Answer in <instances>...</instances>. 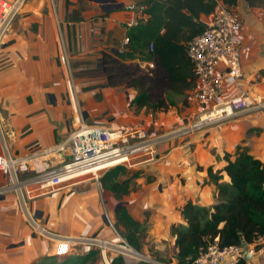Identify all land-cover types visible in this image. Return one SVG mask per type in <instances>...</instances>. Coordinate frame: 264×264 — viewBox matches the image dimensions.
Masks as SVG:
<instances>
[{
	"label": "crops",
	"instance_id": "obj_1",
	"mask_svg": "<svg viewBox=\"0 0 264 264\" xmlns=\"http://www.w3.org/2000/svg\"><path fill=\"white\" fill-rule=\"evenodd\" d=\"M121 3L123 9L104 11L87 0H27L0 47V119L13 155L39 156L50 166L59 165L67 157V149L60 154L55 150L67 145L77 110L76 118L88 125L143 127L148 133L169 125L161 118L163 113L154 116L156 113L131 107L133 89L104 87L102 83L84 90L71 76V65L94 60L100 67L101 52L119 50L132 14L128 7L134 4L132 0ZM232 8L241 21L240 42L249 48L241 61L242 84L264 95V0H237ZM208 18L201 17L205 22ZM132 62L146 72L145 62ZM191 93L184 92L190 107L183 114L193 119L196 111ZM157 146L159 158L134 164L143 176L140 173L130 179V191L120 202L146 228V240L155 242V255L165 256L167 247L172 251L174 244L170 227L182 223V205L187 200L202 206L215 203L209 169L220 177L219 183H228L222 171L224 153L233 158L238 147L245 148L264 164V115L242 113L190 135H175ZM45 149L51 153L40 155ZM91 179L69 181L38 196L34 186L26 185L27 210L49 237L34 234L15 192L2 193L0 264H93L90 253L96 250L86 246L72 245L64 257L53 254L58 238H113L102 211L112 213L116 223L114 209L119 202L111 192H100L98 197L101 184ZM3 186L4 179L0 188ZM258 244V252L248 256V264H264V242ZM170 264H176L173 257Z\"/></svg>",
	"mask_w": 264,
	"mask_h": 264
},
{
	"label": "built area",
	"instance_id": "obj_2",
	"mask_svg": "<svg viewBox=\"0 0 264 264\" xmlns=\"http://www.w3.org/2000/svg\"><path fill=\"white\" fill-rule=\"evenodd\" d=\"M26 2L27 0H0V47L13 20L23 12ZM128 10L132 14L126 23L127 29L145 23L150 17L145 5L133 4ZM205 23L206 28L186 44V56L195 77L190 102L195 107L196 119L190 127L182 130L183 135L246 112L264 115V95L253 93L242 84L241 61L249 48L240 42L239 15L232 7L217 2L214 12ZM128 41L127 36L122 39L119 52L126 48ZM143 62L147 67L146 73L154 68L153 63ZM75 124L68 136L67 145L58 146L55 150L60 154L67 149V157L61 160L59 165L50 166L40 160L39 156L13 155L7 143L5 124L0 119V174L4 179L0 195L10 191L17 194L28 224L34 234L40 237H49L51 234L29 214L25 200V196H28L26 185L34 186L35 195L38 196L84 176L97 179L100 171L117 166L127 168L141 162L139 159L146 156H149L146 160H152L157 144L161 142L160 137H151L143 127H101L85 124L78 117ZM49 153L51 150L45 149L40 155ZM112 231V239L94 236L58 238L53 254L55 257H64L70 253L72 245H80L98 251L105 264L109 253L119 256L123 264L147 262L142 260L143 256L113 228ZM256 252L258 251L253 246L218 248L212 245L200 253L191 264H238L244 259V254L252 256Z\"/></svg>",
	"mask_w": 264,
	"mask_h": 264
},
{
	"label": "trees",
	"instance_id": "obj_3",
	"mask_svg": "<svg viewBox=\"0 0 264 264\" xmlns=\"http://www.w3.org/2000/svg\"><path fill=\"white\" fill-rule=\"evenodd\" d=\"M132 1L135 6L147 7L149 19L126 28L129 40L126 48L115 54L101 52L98 64L105 79L104 87L125 85L133 89L136 94L130 106L153 115L175 107V97L182 96L185 102L184 92L195 87L186 44L206 28L201 17L212 14L217 2L233 7L237 0ZM123 8L122 5L120 9ZM133 59L151 62L154 69L137 75L124 63ZM222 159V171L228 183H219L220 177L212 175L209 169L215 185V203L202 206L187 200L180 208L182 223L170 227V235L174 238L172 257L176 264H191L212 245L218 248L244 245L258 250L261 246L258 242H264V164L241 147L236 149L233 158L224 153ZM119 174L128 172L125 167L117 166L100 179L101 186L111 192L117 202L130 191V179L139 175L133 173L116 181ZM115 219V224L122 229V237L138 250V235L144 230L143 225L134 221L122 206L116 210ZM110 264L123 262L117 256L111 257ZM238 264L248 263L241 259Z\"/></svg>",
	"mask_w": 264,
	"mask_h": 264
},
{
	"label": "rangeland",
	"instance_id": "obj_4",
	"mask_svg": "<svg viewBox=\"0 0 264 264\" xmlns=\"http://www.w3.org/2000/svg\"><path fill=\"white\" fill-rule=\"evenodd\" d=\"M114 1L116 3H121L122 0H114ZM110 5H112V4H110ZM124 63L129 66L130 70L133 73H135L137 75L146 74L145 69L143 67H141V65L137 64L136 62H132V60H130V61H125ZM72 66H73V70L71 69V76L73 77L74 82L81 86V89L90 90V89H93L95 87L101 86L102 83H105V79L102 76V73L100 71V67H98L96 61L84 60V61H81L80 63H76L74 65H71V67ZM123 86H125V85H123ZM174 100H176V106L175 107H172L165 112H160V113H163L161 118L164 120L165 123H167L169 125L166 126L165 128L160 127V128H158V130H156V131L152 130L151 132L148 133L150 136H153V137L168 134L166 136L160 137L159 141L164 142V140H166L168 138H172L175 135H181L182 130L185 127H190V125H192V123L196 119V118H193V119L188 118L183 114L185 109L190 107V104L188 103L187 98H186L185 102H184V97H182V96L175 97ZM158 114L159 113H156L155 115L154 114L153 115L156 116ZM76 115L79 117L78 110H77V113L75 114V120H76ZM154 116H152V117H154ZM176 117L178 119H175ZM167 118H170V119L168 121H166ZM196 131H198V130H196ZM194 132H192V133H194ZM192 133H189L187 135H190ZM157 148H158V146L156 147L153 159L159 158V156H161L160 153L158 152ZM148 157L149 156H146V157H143L139 160L143 161V160H146ZM146 161H148V160H146ZM125 169L128 171V174L117 175L115 177L116 181H121L125 177H129L130 174L137 173V172L139 174L142 173L141 176H143V171L140 169H137V167L134 165L129 166ZM107 171L108 170L100 171L97 179H95V178L91 179L92 177H90V176H84L82 178H78L75 180L91 179L92 182H96V181L100 182V179L102 177L106 176ZM0 178H1V181H0V185H1L2 181H3V179H2L3 177H1V175H0ZM75 180H72V181H75ZM100 187H101V190H99L98 197L100 195V192L102 193V195H104V193L109 192L105 187H102V186H100ZM102 214L104 216V219H105L107 225L110 228L112 226V228L122 236V229L115 224V222L112 218V213L110 214V212H109L106 215V213L104 212V209H103ZM105 221H104V223H105ZM110 222H111V225H110ZM143 229H144L143 230L144 232L141 231L138 235L139 249L138 250L135 249L140 255L143 256L142 260L148 261L150 264H167L164 262L171 261L173 251H171L170 246L167 247L165 256L155 255L154 250H153V246L155 245V242H150L149 240H146V238H147L146 228L144 227ZM112 234H113V232H112ZM91 254L93 256V259H92L93 264H105L102 257L98 253V251H95L94 253L92 252ZM111 257L114 258V257H117V255L114 253H109L107 255L106 260L109 264H110Z\"/></svg>",
	"mask_w": 264,
	"mask_h": 264
},
{
	"label": "water",
	"instance_id": "obj_5",
	"mask_svg": "<svg viewBox=\"0 0 264 264\" xmlns=\"http://www.w3.org/2000/svg\"><path fill=\"white\" fill-rule=\"evenodd\" d=\"M87 1H90V2H94V3H97L99 4L102 9H104V11H110L112 9H118L122 6V3H116L114 0H87ZM112 4V5H110ZM121 206V202L117 203L116 206H115V209L114 211L116 212V210ZM249 255L247 254H244L243 258L245 260H248ZM148 262V261H147ZM149 263V262H148Z\"/></svg>",
	"mask_w": 264,
	"mask_h": 264
},
{
	"label": "bare ground",
	"instance_id": "obj_6",
	"mask_svg": "<svg viewBox=\"0 0 264 264\" xmlns=\"http://www.w3.org/2000/svg\"><path fill=\"white\" fill-rule=\"evenodd\" d=\"M106 264H109V263L106 262Z\"/></svg>",
	"mask_w": 264,
	"mask_h": 264
}]
</instances>
